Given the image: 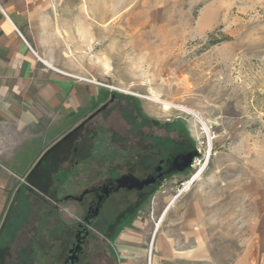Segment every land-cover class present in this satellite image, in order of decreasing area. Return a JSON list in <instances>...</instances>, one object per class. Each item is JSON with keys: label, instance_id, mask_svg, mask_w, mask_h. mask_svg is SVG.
Here are the masks:
<instances>
[{"label": "rangeland", "instance_id": "obj_1", "mask_svg": "<svg viewBox=\"0 0 264 264\" xmlns=\"http://www.w3.org/2000/svg\"><path fill=\"white\" fill-rule=\"evenodd\" d=\"M37 1L52 9L48 27L27 26L41 57L71 75L117 89L102 88L124 108L156 121L158 133L166 124L173 136L201 151L195 168L165 180L132 215L92 228L75 264H152L160 220L158 233L170 235L176 249L206 246L213 264L242 258L264 264V0ZM136 95L196 112L208 133L189 114L165 111ZM117 115L114 110L98 116L56 149V172L69 168L76 142L94 124L123 132ZM103 135L93 139L91 152L79 155L70 182L85 183L95 175ZM210 148L203 173L180 194L179 183L202 169ZM55 191L52 181L42 189L28 188L27 210L19 209L6 227L7 240L14 238L0 249V264H16L22 250L36 247L32 242L51 250L57 221L61 242L74 233L81 209L72 201L56 204ZM49 208L57 218L42 217ZM185 214L188 235L181 230ZM126 236L136 248L131 255L120 252Z\"/></svg>", "mask_w": 264, "mask_h": 264}, {"label": "crops", "instance_id": "obj_2", "mask_svg": "<svg viewBox=\"0 0 264 264\" xmlns=\"http://www.w3.org/2000/svg\"><path fill=\"white\" fill-rule=\"evenodd\" d=\"M2 7L7 18L0 13V249L8 241V223L19 209L27 210L28 188L42 189L51 181L56 185V149L25 180L32 167L108 96L98 86L71 78L30 44L27 26L48 27L49 5L37 0H4ZM182 218L181 230L188 235L190 216ZM153 235L152 264H213L206 246L176 249L170 235L158 231ZM127 236L120 252L131 255L136 248ZM233 264L252 263L242 258Z\"/></svg>", "mask_w": 264, "mask_h": 264}, {"label": "flooded vegetation", "instance_id": "obj_3", "mask_svg": "<svg viewBox=\"0 0 264 264\" xmlns=\"http://www.w3.org/2000/svg\"><path fill=\"white\" fill-rule=\"evenodd\" d=\"M129 99L126 97V101H130ZM114 110L118 114V122L123 123L126 129L120 132L110 128L104 129L101 124H94L93 131L87 130L76 142L77 147L71 155L73 162L69 168L67 170L58 168L56 172V204L72 201L82 212L81 220L76 224L74 233H68L65 240L61 242L58 229L60 225L57 221L56 246H53L51 250L43 251L38 243L32 242L31 246L36 247L29 253L22 250L16 264H75L92 228L100 229L116 218L119 219V223L122 222L146 202L165 180L189 170L188 168L182 172L179 171L189 152L195 150V147L186 138L180 135L173 136L166 124L160 128L162 132L158 133L156 129L159 127L153 120L143 117L139 111L136 113L124 108L114 93L106 97L101 105L72 129L71 135L56 149L61 150L64 143L80 132L87 123L98 116L102 119L108 117ZM98 134L105 136L100 153L102 159L100 167L87 182L78 184L70 182L71 172L79 165V155L91 152L93 139ZM126 176L133 177L140 184L132 187L131 181L121 184L119 180ZM145 181L148 183L141 184ZM80 186L83 188H79ZM68 187H73L74 190L63 193L62 190ZM56 212L46 209L41 214L42 217L56 215L57 218ZM13 238L14 235H11L2 249L7 246L6 244L11 243ZM62 249L66 252L65 256L61 255ZM52 250L53 256L50 254Z\"/></svg>", "mask_w": 264, "mask_h": 264}, {"label": "built area", "instance_id": "obj_4", "mask_svg": "<svg viewBox=\"0 0 264 264\" xmlns=\"http://www.w3.org/2000/svg\"><path fill=\"white\" fill-rule=\"evenodd\" d=\"M3 1L4 0H0V13L2 14V16L4 17V18H7V16H6V14H5V11H4V9H3V7H2V3H3ZM71 78H73V79H75V80H78V81H83V82H87V83H89V84H92V85H95V86H98V87H100V88H104V89H108V90H110V91H116L117 89H115V88H113V87H110L109 85H107V84H105V83H102V82H97V81H94L93 79H90V78H81V77H77V76H74V75H69ZM196 147V146H195ZM196 150H197V152H198V156H196V157H194V159H193V161H192V164H191V166H190V168H189V170L190 169H193V168H195V166L196 165H198V163L200 162V156H201V151H200V149L198 148V147H196L195 148ZM211 148H210V150L208 151V156H207V160H206V162H204L203 164V170L206 168V166H207V162H208V159H209V157H210V154H211ZM200 168L201 167H199V169L198 170H196V172H194L193 174H191L187 179H185V180H183V181H181L180 183H179V187H180V189H178V192L181 194V193H183L187 188H189L192 184H193V178H194V176L198 173V171L200 170ZM188 170V171H189ZM203 170H202V173H203ZM201 173V174H202ZM189 183H191L190 184V186H187Z\"/></svg>", "mask_w": 264, "mask_h": 264}, {"label": "water", "instance_id": "obj_5", "mask_svg": "<svg viewBox=\"0 0 264 264\" xmlns=\"http://www.w3.org/2000/svg\"><path fill=\"white\" fill-rule=\"evenodd\" d=\"M72 131H70L69 133H67L65 136H63L61 139H59L56 143H54L51 147H49L44 153L43 155L38 159V161L35 163V165L32 167L31 171L28 173V175L26 176L25 180H28L29 177L31 176V174L41 165V163L43 162L44 158L51 153L54 149H56L63 141H65L70 135H71ZM198 156V152L197 150H191L188 154V157L185 161V163L182 165V167L179 169L180 172L190 168L192 161L194 159V157ZM125 181H131L132 182V186H135L137 184H140L138 180L134 179L131 176H126L123 177L122 179L119 180V182L121 184H123ZM148 182H142L141 184H147ZM122 186V185H121ZM129 187V188H131Z\"/></svg>", "mask_w": 264, "mask_h": 264}, {"label": "bare ground", "instance_id": "obj_6", "mask_svg": "<svg viewBox=\"0 0 264 264\" xmlns=\"http://www.w3.org/2000/svg\"><path fill=\"white\" fill-rule=\"evenodd\" d=\"M127 93V92H126ZM138 98H141V99H144V100H147V101H151V102H155V103H159L160 105H162L165 109V111L169 110V109H177V110H180V111H183L187 114H189L190 116H192L194 119H196L200 124L201 126L203 127V129L206 131V133H208V129H207V126L205 124V122L202 120V118L194 111L188 109V108H185V107H182V106H177V105H174V104H171V103H168V102H165V101H162V100H159L157 98H152V97H145V96H141V95H136ZM154 97V96H153ZM202 170H203V167L200 171H198V173L194 176L193 178V183L199 179V177L201 176V173H202ZM191 183H189L187 186H190ZM166 212H164L163 216L165 215ZM162 216V218H163ZM161 218V219H162ZM161 221V220H160ZM158 222V224L156 225V231L159 229V225L161 222ZM151 264V263H150Z\"/></svg>", "mask_w": 264, "mask_h": 264}, {"label": "trees", "instance_id": "obj_7", "mask_svg": "<svg viewBox=\"0 0 264 264\" xmlns=\"http://www.w3.org/2000/svg\"><path fill=\"white\" fill-rule=\"evenodd\" d=\"M156 123V121H154ZM45 159V158H44Z\"/></svg>", "mask_w": 264, "mask_h": 264}]
</instances>
